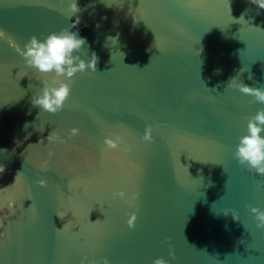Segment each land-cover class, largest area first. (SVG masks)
Segmentation results:
<instances>
[{
    "label": "water",
    "instance_id": "95a60500",
    "mask_svg": "<svg viewBox=\"0 0 264 264\" xmlns=\"http://www.w3.org/2000/svg\"><path fill=\"white\" fill-rule=\"evenodd\" d=\"M78 6L81 58L95 52L96 71L77 73L48 114L31 104L42 77L17 48L75 17L67 0H0V264H264L250 212L264 211V177L232 156L264 104L228 87L264 89V10L250 0Z\"/></svg>",
    "mask_w": 264,
    "mask_h": 264
},
{
    "label": "clouds",
    "instance_id": "9594fccd",
    "mask_svg": "<svg viewBox=\"0 0 264 264\" xmlns=\"http://www.w3.org/2000/svg\"><path fill=\"white\" fill-rule=\"evenodd\" d=\"M258 9L264 10V0H250ZM82 9L78 6V0H67L66 12L68 17H75L67 28L57 32H51L42 38L31 37L23 46V50L17 51L24 60L26 67L35 70L42 77L41 87L31 98L33 107L48 114L60 112L71 95L73 78L77 73L83 74L88 71H96L98 57L95 52L91 58L82 59V49L87 43L86 38L79 34L77 25L80 17L77 15ZM72 29H76L73 31ZM228 87L243 94H249L254 99L264 104V89L250 88L239 81L231 78ZM77 130L73 129L75 133ZM144 140L151 139V128L145 129ZM235 149L232 153L233 159L243 168L264 177V109L258 110L249 116L246 121L245 131L237 138ZM109 147L116 145L106 139L104 141ZM3 172V166H0ZM43 184V181L40 182ZM114 197L124 198L123 192H116ZM247 207V206H246ZM257 228L264 229V211L255 207L250 208ZM223 215L232 216L233 220H239V214L233 209H224ZM135 215L128 220L129 227L133 226ZM171 255V253H170ZM98 264L97 261L82 258L80 264ZM104 264H109L105 259ZM152 264H168L162 258L152 261Z\"/></svg>",
    "mask_w": 264,
    "mask_h": 264
}]
</instances>
